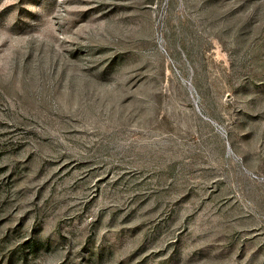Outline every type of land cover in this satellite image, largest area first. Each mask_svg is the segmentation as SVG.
Returning <instances> with one entry per match:
<instances>
[{
    "label": "rangeland",
    "instance_id": "374dc122",
    "mask_svg": "<svg viewBox=\"0 0 264 264\" xmlns=\"http://www.w3.org/2000/svg\"><path fill=\"white\" fill-rule=\"evenodd\" d=\"M0 264H264V0H0Z\"/></svg>",
    "mask_w": 264,
    "mask_h": 264
}]
</instances>
